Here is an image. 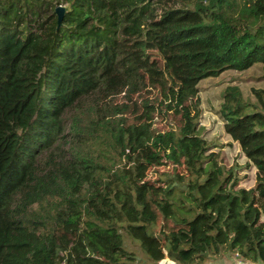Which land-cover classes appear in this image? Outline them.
Masks as SVG:
<instances>
[{"label":"trees","instance_id":"obj_1","mask_svg":"<svg viewBox=\"0 0 264 264\" xmlns=\"http://www.w3.org/2000/svg\"><path fill=\"white\" fill-rule=\"evenodd\" d=\"M155 53L184 106L203 80L264 65V0H0V264H134L123 232L150 264L226 250L264 264V113L238 86L218 113L256 169L250 189L211 152L198 114L184 109L162 136L166 154L148 122L104 117L105 96L144 89ZM163 155L187 170V193L146 181ZM159 214L180 228L159 229Z\"/></svg>","mask_w":264,"mask_h":264},{"label":"rangeland","instance_id":"obj_2","mask_svg":"<svg viewBox=\"0 0 264 264\" xmlns=\"http://www.w3.org/2000/svg\"><path fill=\"white\" fill-rule=\"evenodd\" d=\"M150 69L154 74L144 73L145 86L141 92L128 98L125 92L115 90L111 95L103 98L101 111L104 117L106 119H126L128 126L148 122L154 132L152 144L155 151L166 154L169 150L165 146L162 136L178 132L181 129L185 120L184 109L190 111L191 116L198 114L197 128L199 134L207 141L211 152L218 154L220 164L233 170L239 178L240 186L248 189L254 187L256 169L247 164L239 145L233 142L225 132L224 121L218 110L222 104L225 89L229 86H238L245 100L252 105L248 108V112L264 113V103L254 93V90L264 89V65L261 63L256 64L253 68L244 72L227 70L218 77L203 80L199 85V96L190 100L184 106L178 105L175 96H173L172 90H176V87L166 72L164 60L158 53H155ZM162 79L167 80L166 87L162 85ZM148 111L149 118L145 117L139 120ZM63 148L62 154L67 155L69 147L64 146ZM163 156L165 164L159 167H151L146 181L157 186H164L166 182L172 181L176 193H181V191L187 193V183L179 182V177L187 178L189 176L187 170L184 167L172 164L165 159V155ZM153 209L158 213L155 207ZM158 228L177 230L180 226L174 220H167L159 214ZM123 237L126 248L135 258L134 264H150L140 245L126 232H123ZM160 264H174V262L165 259ZM204 264L262 263L244 261L236 253L226 250L221 255L208 256Z\"/></svg>","mask_w":264,"mask_h":264},{"label":"water","instance_id":"obj_3","mask_svg":"<svg viewBox=\"0 0 264 264\" xmlns=\"http://www.w3.org/2000/svg\"><path fill=\"white\" fill-rule=\"evenodd\" d=\"M65 12H66V9L63 6H58L56 8V15L58 17V24L59 25H61L63 20H64Z\"/></svg>","mask_w":264,"mask_h":264}]
</instances>
